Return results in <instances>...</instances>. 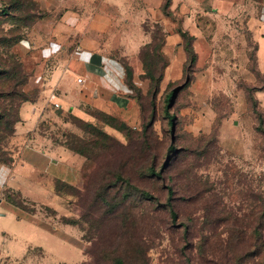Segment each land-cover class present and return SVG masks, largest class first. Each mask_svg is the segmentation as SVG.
Returning a JSON list of instances; mask_svg holds the SVG:
<instances>
[{
	"label": "rangeland",
	"instance_id": "1",
	"mask_svg": "<svg viewBox=\"0 0 264 264\" xmlns=\"http://www.w3.org/2000/svg\"><path fill=\"white\" fill-rule=\"evenodd\" d=\"M79 1L0 0L1 162L18 106L39 90L42 50L55 42L36 39L73 23L66 12ZM164 1L131 0L134 13L146 10V44L115 56L125 102L39 126L83 159L76 183L63 187L65 210L4 192L20 214L66 226L58 231L68 243L37 238L47 252L29 248L0 263L264 264V0H168L163 13ZM147 45L149 71L162 73L156 87L141 59Z\"/></svg>",
	"mask_w": 264,
	"mask_h": 264
},
{
	"label": "crops",
	"instance_id": "2",
	"mask_svg": "<svg viewBox=\"0 0 264 264\" xmlns=\"http://www.w3.org/2000/svg\"><path fill=\"white\" fill-rule=\"evenodd\" d=\"M79 4L78 12H66L73 23L36 39V44L43 46L55 42L42 50L47 66L33 75L39 87L36 96L17 108L18 120L10 140L11 161H0V238L8 240L7 245L0 244V261L13 258L11 254L18 258L15 255L29 248L47 252L37 238L68 243L58 231L67 233L66 226L50 224L36 214H20L3 197L4 192H15L26 201L57 212L65 210L62 202L67 194L63 187L76 183L83 159L65 146L52 144L39 126L45 121L64 126L66 122L59 115L89 118L94 110L110 114L116 101L122 105L126 98L115 92L116 83L123 87L122 69L115 56L146 44L140 29L141 14L145 17L146 10L142 13L140 8L134 13L131 0H80ZM78 77L85 81L78 82ZM51 90L61 104L57 110L46 102Z\"/></svg>",
	"mask_w": 264,
	"mask_h": 264
},
{
	"label": "trees",
	"instance_id": "3",
	"mask_svg": "<svg viewBox=\"0 0 264 264\" xmlns=\"http://www.w3.org/2000/svg\"><path fill=\"white\" fill-rule=\"evenodd\" d=\"M168 6H169L168 0H165L164 3L162 4V7H161V10H162L163 13H168ZM157 29L159 30V28H157ZM159 31H160V30H159ZM179 32H180V31H179ZM180 35L185 36V35H187V34H186L185 31H181ZM144 47H145V48H142V50H141V52H140L141 57H142L141 59H142V62H143V64H144V67H145L146 71H147L148 74L150 75V78H152V80L155 82L154 85H155V87H156V86L158 85L159 81L161 80L162 73L160 72L157 76H154L153 73H151V72L149 71V69H151L152 72H154V68H155L156 66L151 62V57H150V55L144 56L145 54H142L143 49L148 48V45H147V46H144ZM189 51H190V63H193V62L195 61V54H194L192 48H190ZM171 95H172L171 92L166 93L165 99L168 101V100L171 98ZM170 120H171V122H172V118H170ZM68 148L79 154V152H78L77 150H74V149L71 148V147H68ZM170 150H174V147H173L172 145L170 146ZM9 161H11V158L9 159ZM9 161H7V162H9ZM4 162H5V161H4ZM151 171L154 172V169L151 168ZM167 189H168V194H169V196H168V198H167V204H168V206H169V210H170V214H171L172 218H175L177 213H176L175 210L173 209V207H172V203H171V199H172V197H171L172 189H171L170 186H168ZM100 256H101V254H100ZM105 259H106V262H107V263L104 262V264H110L109 262H110V260H111L112 258H105ZM105 259H104V260H105ZM111 264H124V262H123V259H122L120 256H116V257H113V263H111Z\"/></svg>",
	"mask_w": 264,
	"mask_h": 264
},
{
	"label": "built area",
	"instance_id": "4",
	"mask_svg": "<svg viewBox=\"0 0 264 264\" xmlns=\"http://www.w3.org/2000/svg\"><path fill=\"white\" fill-rule=\"evenodd\" d=\"M77 81L78 82H83L85 81L84 78L82 77H78L77 78ZM46 102L51 105L52 107L54 108H60L61 107V104L60 102L58 101V95L57 93L54 91V90H51L48 95L46 96Z\"/></svg>",
	"mask_w": 264,
	"mask_h": 264
}]
</instances>
